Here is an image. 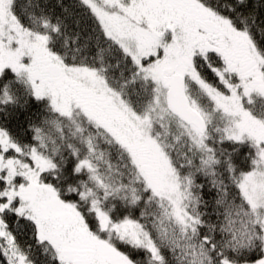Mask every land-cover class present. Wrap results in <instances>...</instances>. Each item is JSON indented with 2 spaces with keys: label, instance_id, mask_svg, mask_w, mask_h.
Returning a JSON list of instances; mask_svg holds the SVG:
<instances>
[{
  "label": "snow or ice",
  "instance_id": "snow-or-ice-1",
  "mask_svg": "<svg viewBox=\"0 0 264 264\" xmlns=\"http://www.w3.org/2000/svg\"><path fill=\"white\" fill-rule=\"evenodd\" d=\"M57 6L0 0V264H264V0Z\"/></svg>",
  "mask_w": 264,
  "mask_h": 264
},
{
  "label": "trees",
  "instance_id": "trees-1",
  "mask_svg": "<svg viewBox=\"0 0 264 264\" xmlns=\"http://www.w3.org/2000/svg\"><path fill=\"white\" fill-rule=\"evenodd\" d=\"M48 3H50L54 8L57 14H60L62 9L57 6L59 3V0H47ZM63 4L65 7L69 9V16H68V22L69 24L72 23V5L74 4V0H62ZM15 127V125H13Z\"/></svg>",
  "mask_w": 264,
  "mask_h": 264
}]
</instances>
